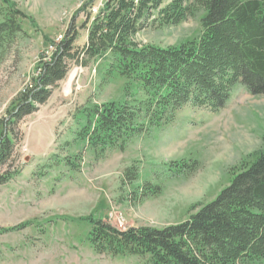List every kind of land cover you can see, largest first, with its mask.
Returning <instances> with one entry per match:
<instances>
[{
	"label": "rangeland",
	"instance_id": "rangeland-1",
	"mask_svg": "<svg viewBox=\"0 0 264 264\" xmlns=\"http://www.w3.org/2000/svg\"><path fill=\"white\" fill-rule=\"evenodd\" d=\"M10 1L14 8L0 0V25L19 13L12 19L16 32L0 35V121L14 113L73 23L79 33L75 46H86L87 15H98L109 0H94L82 12L91 0ZM204 15L199 10L182 25L147 29L135 42L181 46L201 36ZM112 58L72 62L45 105L18 125L8 123L15 151L0 167L1 176H13L0 186V264H150L149 256L98 255L89 240V218L121 231L180 225L264 152V95L253 96L240 85L217 113L188 105L154 126L157 112L146 107L142 85L112 74ZM109 103L134 113L141 131L123 151L102 153L100 144L83 135L95 123L89 113ZM181 163L194 167L182 173Z\"/></svg>",
	"mask_w": 264,
	"mask_h": 264
},
{
	"label": "trees",
	"instance_id": "trees-1",
	"mask_svg": "<svg viewBox=\"0 0 264 264\" xmlns=\"http://www.w3.org/2000/svg\"><path fill=\"white\" fill-rule=\"evenodd\" d=\"M3 1L14 8L10 0ZM199 10L205 15L198 39L170 48L140 47L135 42L141 32L182 25ZM14 14L0 25V35L16 32L12 19L19 13ZM82 26L89 27L86 46L81 51L75 46L79 33L73 23L54 43V51L47 54L50 60L42 63L38 78L20 96L14 113L0 121V167L15 151L8 123L18 125L45 105L66 79L71 63L80 59L111 54L112 74L142 85L149 98L146 107L157 112L154 126L163 122L165 114L173 115L188 105L217 113L227 107L240 85L253 96L264 95V0H109L95 17L88 13ZM92 111L89 118L95 123L84 129L83 138L100 144L102 153L123 151L141 131L127 107L109 103ZM193 167L181 163L177 170L183 173ZM233 176L214 202L177 226L121 231L90 217L92 247L98 255L149 256L150 264H264V152ZM12 177L0 175V186ZM160 190L155 188L153 195Z\"/></svg>",
	"mask_w": 264,
	"mask_h": 264
},
{
	"label": "built area",
	"instance_id": "built-area-1",
	"mask_svg": "<svg viewBox=\"0 0 264 264\" xmlns=\"http://www.w3.org/2000/svg\"><path fill=\"white\" fill-rule=\"evenodd\" d=\"M98 12V11H97ZM97 12H95V13H97Z\"/></svg>",
	"mask_w": 264,
	"mask_h": 264
}]
</instances>
